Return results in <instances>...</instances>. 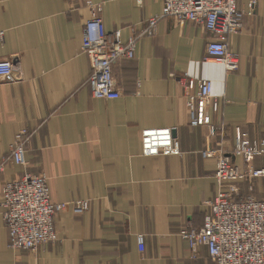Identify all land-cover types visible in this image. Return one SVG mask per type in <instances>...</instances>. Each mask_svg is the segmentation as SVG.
<instances>
[{
	"label": "crops",
	"instance_id": "0c3cea01",
	"mask_svg": "<svg viewBox=\"0 0 264 264\" xmlns=\"http://www.w3.org/2000/svg\"><path fill=\"white\" fill-rule=\"evenodd\" d=\"M250 1L239 0L244 27L230 38L237 71L207 61L213 37L201 26L168 17L133 60L115 65L121 97L105 100L93 94L82 53L91 5L103 4L104 31L127 43L164 0H0V60L18 66L16 80L0 82V204L6 184L27 174L48 178L52 203L71 204L55 217L59 241L36 252L9 247L0 206V264H213L207 248L194 257L180 236L204 226L218 194L217 157L204 156L209 128L191 125L199 104L189 107L180 79L210 80L225 95L218 112L208 109L218 155L232 152L236 128L264 149V0L253 11ZM19 140L23 166L11 154ZM252 164L264 169V156ZM254 196L264 199V178Z\"/></svg>",
	"mask_w": 264,
	"mask_h": 264
},
{
	"label": "built area",
	"instance_id": "2783aa9c",
	"mask_svg": "<svg viewBox=\"0 0 264 264\" xmlns=\"http://www.w3.org/2000/svg\"><path fill=\"white\" fill-rule=\"evenodd\" d=\"M257 1H250L251 11ZM238 3L239 0H164L163 13L147 20L144 28L133 29L127 43L120 41L118 33L104 31L103 4L91 5L92 17L84 29L82 53L90 62L89 84L94 96L105 100L121 97L114 77L115 65L121 60H133L139 42L154 37L160 21L168 17L201 26L213 37L208 44L207 61L223 65L227 73L237 71L240 57L231 51L230 38L241 32L246 16ZM17 72L14 61L0 60V82H13ZM180 82L190 98L189 107L195 110V103L199 104L191 125L209 128L204 156L217 157L214 178L218 187L217 197L209 204L211 210L204 226H188L181 230L180 236L188 242L194 257L199 248H207L213 264H264V200L253 196L235 199L229 189V184L242 179L264 177V169L257 170L250 165L255 158L264 156V149L236 128L232 152L218 155L212 145L217 131L208 109L218 112L222 102L227 103L225 95H215L214 83L210 80H195L185 75ZM155 136L154 132H148L146 141L151 143ZM171 152L177 153L167 147V153ZM25 153V144L19 140L11 148L13 163L25 165ZM233 157L242 159L246 167H240ZM0 206L9 232V247L16 251L36 252L46 244L59 241L55 217L71 204L52 203L48 178L44 174H27L6 184ZM72 209L74 213L82 214L85 205L72 204ZM137 241L139 250L144 252L145 236L138 235Z\"/></svg>",
	"mask_w": 264,
	"mask_h": 264
},
{
	"label": "rangeland",
	"instance_id": "374dc122",
	"mask_svg": "<svg viewBox=\"0 0 264 264\" xmlns=\"http://www.w3.org/2000/svg\"><path fill=\"white\" fill-rule=\"evenodd\" d=\"M247 134V133H246ZM248 135V134H247ZM249 137V135H248ZM250 139V137H249ZM251 140V139H250ZM252 141V140H251ZM253 142V141H252ZM255 160V159H254ZM253 160V161H254ZM252 161V163H253ZM250 164V165H253V164ZM252 167V166H251ZM254 168V167H253ZM255 169V168H254ZM257 170H260V169H257ZM264 178V177H263ZM257 179V178H256ZM254 179H242L241 181L239 182H236V183H231L229 184L230 186V192L232 194H234V198L236 197H241L242 196V192L244 189H246L248 192L245 196H254ZM256 199H259L257 197H255ZM259 200H264V199H259Z\"/></svg>",
	"mask_w": 264,
	"mask_h": 264
}]
</instances>
